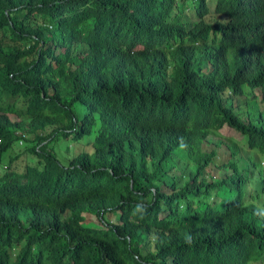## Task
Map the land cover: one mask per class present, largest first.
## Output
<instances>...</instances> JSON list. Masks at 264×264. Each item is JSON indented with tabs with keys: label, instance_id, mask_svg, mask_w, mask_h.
I'll return each instance as SVG.
<instances>
[{
	"label": "trees",
	"instance_id": "1",
	"mask_svg": "<svg viewBox=\"0 0 264 264\" xmlns=\"http://www.w3.org/2000/svg\"><path fill=\"white\" fill-rule=\"evenodd\" d=\"M24 142L0 264H264V0H0V165Z\"/></svg>",
	"mask_w": 264,
	"mask_h": 264
},
{
	"label": "rangeland",
	"instance_id": "2",
	"mask_svg": "<svg viewBox=\"0 0 264 264\" xmlns=\"http://www.w3.org/2000/svg\"><path fill=\"white\" fill-rule=\"evenodd\" d=\"M209 4L211 6L212 11L215 8V2L216 0H208ZM189 17L191 19L192 22H194L196 20V18L192 15L189 14ZM11 118L16 121L18 120L15 116H11ZM94 135H95V131H93L92 135L86 136L82 141L80 142H76V141H72L71 140H61V142H59V145L55 144L52 145L49 150L53 151L59 161L66 165L69 163V161L78 153H93V141H94ZM224 141H223V146L220 147V153L221 155L224 156V158H228L230 157V153H226V144H230V142L232 141H239L242 139V137L238 134V133H231L228 131V134H224ZM222 143V142H221ZM241 145H245L240 143ZM25 146L26 143L24 142L22 145H15L12 149H10L3 158V163L0 165V173L3 174L4 172V167H6L9 163V161L11 159L16 158L18 155H22L19 154L22 150H25ZM30 146H27L26 149H28ZM18 154V155H17ZM33 156L31 155H23L21 156V158L17 159L14 161V163L12 164V167L14 169H16L19 172H22L25 169L26 164L31 163ZM224 158L222 160H224ZM215 172V170H214ZM215 174V173H214ZM216 175V174H215ZM86 220H85V224L87 226H100L102 225V223L100 222V220L96 217V216H92V215H84ZM108 217V218H107ZM107 220L109 219L111 222L113 223H117V221L119 222V214L115 213L112 215L107 216Z\"/></svg>",
	"mask_w": 264,
	"mask_h": 264
},
{
	"label": "clouds",
	"instance_id": "3",
	"mask_svg": "<svg viewBox=\"0 0 264 264\" xmlns=\"http://www.w3.org/2000/svg\"><path fill=\"white\" fill-rule=\"evenodd\" d=\"M20 144H22V143H20ZM253 191V190H252Z\"/></svg>",
	"mask_w": 264,
	"mask_h": 264
}]
</instances>
